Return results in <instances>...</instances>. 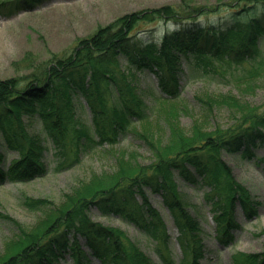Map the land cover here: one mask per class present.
Instances as JSON below:
<instances>
[{
	"label": "trees",
	"instance_id": "1",
	"mask_svg": "<svg viewBox=\"0 0 264 264\" xmlns=\"http://www.w3.org/2000/svg\"><path fill=\"white\" fill-rule=\"evenodd\" d=\"M219 1L212 7L192 8L190 15L165 6L121 16L23 79L0 81V185L45 177L48 148L40 133L51 140L58 169L76 164L80 150L114 146L129 136L139 138L152 154L148 165L125 166L108 177H92L59 205L25 199L24 206L44 212L43 216L31 229L14 222L17 233L0 252V264H62L68 257L71 264H90V256L102 264H154L123 230L93 221L92 210L122 218L155 243L157 264H174L171 238L149 203L151 195H159L171 215L181 264H203L199 224L184 207L178 181L208 187L205 197L220 245H228L240 229L237 211L247 219L256 215L249 192L234 179L222 154L250 158L254 148H264V99L237 106V113H231L232 124L225 129L210 131L194 125L191 133H184L171 125L168 141L154 143L137 128L150 117L143 93L134 84L136 71L143 68H154L163 102L179 97L178 71L186 80L207 78L236 91L261 84L264 91V0ZM225 5L228 12L212 23L201 26L192 18ZM160 21L174 28L145 41L138 25ZM190 59L183 71L181 60ZM79 97L90 112V124L76 115L74 101ZM221 103L230 107L227 100L216 101ZM35 123L40 129L30 131ZM9 152L14 156L10 160ZM232 264H264V251L239 254Z\"/></svg>",
	"mask_w": 264,
	"mask_h": 264
},
{
	"label": "rangeland",
	"instance_id": "2",
	"mask_svg": "<svg viewBox=\"0 0 264 264\" xmlns=\"http://www.w3.org/2000/svg\"><path fill=\"white\" fill-rule=\"evenodd\" d=\"M17 0H0V81L10 78L23 79L35 67L63 55L76 47L80 39L94 34L99 28L112 23L117 18L140 11H149L165 6L177 7L184 15H190L195 7H212L216 0H41L29 10L16 4ZM226 3L228 0H220ZM223 5V4H220ZM217 12L196 13L192 15L196 23L205 25L223 17L227 6H220ZM172 30L171 23L155 22L138 26L143 39L151 40L165 30ZM120 66L124 67L122 59ZM188 61H182L180 68L186 70ZM154 70V68H152ZM179 97L172 102L159 99L162 94L157 87L156 74L151 69L137 72L136 89L143 93L149 108V121L140 125L147 138L154 143L168 141L169 128H180L179 132L191 133L193 126L199 129H225L232 124V114L237 113V106L259 102L264 99L261 84H255L242 91H236L230 85L219 84L207 78L186 80L180 71ZM163 95V94H162ZM203 99L204 103L198 101ZM227 100V108L216 101ZM233 103L236 106H233ZM260 103V102H259ZM76 115L86 124L91 123V116L82 98L74 101ZM39 123L31 125L32 131ZM42 137V133H40ZM135 136L120 139L114 146H105L90 151L80 150L79 161L71 167L58 169L55 149L50 139H43L46 150L47 175L26 183H5L0 186V252L8 239L16 233L14 222L27 229L33 228L43 216L42 211H32L23 205L25 199L46 200L59 205L64 197L87 183L92 177L110 176L125 166L135 164L148 165L152 154L147 146ZM255 156L248 158L243 154H222V159L232 168L236 181L249 192L257 214L250 220L241 215L237 218L241 229L235 233L234 242L229 247H216L214 224L209 212V202L205 198L207 187L191 186L178 182L186 210L198 221L201 237L205 246L203 264H231L237 252L258 253L264 251V148L256 147ZM16 155V154H15ZM10 160L14 156L6 155ZM105 177V178H106ZM151 207L164 219L171 235L170 251L174 264L183 262L181 251L175 241L176 229L166 207L159 196L149 198ZM50 208V207H49ZM90 218L107 227L122 229L128 237L142 249L155 264L158 258L154 254L155 243L138 232L122 218L101 216L97 211L90 212ZM237 255V256H236ZM92 264H100L94 260Z\"/></svg>",
	"mask_w": 264,
	"mask_h": 264
}]
</instances>
